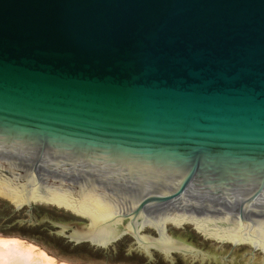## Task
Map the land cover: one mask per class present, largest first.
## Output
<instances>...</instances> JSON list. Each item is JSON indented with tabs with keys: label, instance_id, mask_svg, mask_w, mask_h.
<instances>
[{
	"label": "water",
	"instance_id": "1",
	"mask_svg": "<svg viewBox=\"0 0 264 264\" xmlns=\"http://www.w3.org/2000/svg\"><path fill=\"white\" fill-rule=\"evenodd\" d=\"M6 201L85 217L69 238L97 247L264 264V0H0V231L21 235Z\"/></svg>",
	"mask_w": 264,
	"mask_h": 264
},
{
	"label": "flooded vegetation",
	"instance_id": "2",
	"mask_svg": "<svg viewBox=\"0 0 264 264\" xmlns=\"http://www.w3.org/2000/svg\"><path fill=\"white\" fill-rule=\"evenodd\" d=\"M3 207L7 212L5 217L1 219L6 224H17L20 228L24 226L42 227L48 230L49 234L53 237L64 241L70 248H85V252L90 256L98 255L101 259H108L114 256L134 258L135 256L140 257L142 264H151L156 256L162 258V256L157 253H155L152 258L143 254L141 250L136 248V242L129 234H124L107 248H102L101 246L97 247L89 241H77L69 238V236L76 237V233L81 231L84 225L88 224V220L85 217L69 209L58 208L44 203H33L29 211H27V207L14 210L13 206L7 201L4 203ZM166 228L167 233L168 231H177L181 236L180 238H182L181 240L196 246L201 251L204 248L213 250L211 243L208 240H203L200 234L195 232L190 224H184L181 228H176L168 224ZM62 230L67 237L58 233ZM145 231L149 233L154 232L152 228L145 227L140 231V235L146 237L147 235H142V232Z\"/></svg>",
	"mask_w": 264,
	"mask_h": 264
},
{
	"label": "bare ground",
	"instance_id": "3",
	"mask_svg": "<svg viewBox=\"0 0 264 264\" xmlns=\"http://www.w3.org/2000/svg\"><path fill=\"white\" fill-rule=\"evenodd\" d=\"M0 264H69L47 255L34 244L16 237L0 236Z\"/></svg>",
	"mask_w": 264,
	"mask_h": 264
},
{
	"label": "trees",
	"instance_id": "4",
	"mask_svg": "<svg viewBox=\"0 0 264 264\" xmlns=\"http://www.w3.org/2000/svg\"><path fill=\"white\" fill-rule=\"evenodd\" d=\"M25 228V229H24ZM23 234H18L20 237H26L30 240H38L41 242H44L46 245L48 244V248L56 252L57 255L68 257L72 255H86L88 254L85 252V248H70L67 244H65L64 241L61 239L55 238L52 235L49 234L48 230L38 227V226H24L23 227ZM1 237H6L10 235H14L11 233H2ZM18 238V237H16ZM90 256V255H89ZM135 261H137L139 264H142V261L140 257H135ZM151 264H187L184 260H182L180 257H176L173 263H169L162 258L156 256L155 259H153ZM232 264H243L242 263V256L240 254H237L232 262Z\"/></svg>",
	"mask_w": 264,
	"mask_h": 264
},
{
	"label": "rangeland",
	"instance_id": "5",
	"mask_svg": "<svg viewBox=\"0 0 264 264\" xmlns=\"http://www.w3.org/2000/svg\"><path fill=\"white\" fill-rule=\"evenodd\" d=\"M2 232L0 231V236L2 235ZM10 237H18L19 239L26 240L27 242H30L34 244L35 246L42 249L47 255L55 258L58 261H63L69 264H139L137 261L133 259H119V260H110V259H101L93 256H86V255H72L68 257L57 255L56 252L48 248L49 246L45 243L38 241V240H30L26 237H20L18 235H10Z\"/></svg>",
	"mask_w": 264,
	"mask_h": 264
}]
</instances>
